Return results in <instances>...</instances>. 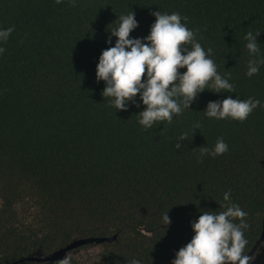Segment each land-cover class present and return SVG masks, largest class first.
Segmentation results:
<instances>
[{"label": "trees", "instance_id": "trees-1", "mask_svg": "<svg viewBox=\"0 0 264 264\" xmlns=\"http://www.w3.org/2000/svg\"><path fill=\"white\" fill-rule=\"evenodd\" d=\"M158 10L187 17L182 23L213 50L234 92L205 89L191 110L144 129L137 123L144 106L116 111L95 72L118 16L133 11L138 27L130 36L144 37ZM9 26L14 31L0 43V264L64 257L69 264H171L191 239L190 221L229 202L247 213L244 254L251 250L264 224V107L242 122L203 110L229 95L264 105V64L246 76L244 47V34L260 31L264 57V0H0V28ZM181 133L187 137L176 149ZM218 137L228 151L198 162L193 149L211 148ZM113 235L61 259L20 260ZM249 264H264V240Z\"/></svg>", "mask_w": 264, "mask_h": 264}, {"label": "clouds", "instance_id": "clouds-1", "mask_svg": "<svg viewBox=\"0 0 264 264\" xmlns=\"http://www.w3.org/2000/svg\"><path fill=\"white\" fill-rule=\"evenodd\" d=\"M69 2L74 4L75 0ZM151 15L155 20L144 37L130 36L138 27L133 11L117 17L118 23L108 30L110 34L106 38V43L111 46L101 51L95 72L96 80L105 84L101 95L116 111L126 110L129 102L137 108L144 106L137 113V123L144 129L161 122L171 123L184 109L191 110L190 105L205 89L213 93L234 92L230 74L222 76L217 71L211 58L213 50L204 49L196 39V32L182 23L187 17L160 10ZM13 31L12 26L0 28V43L6 42ZM259 34L260 31L244 34V47L250 57L245 72L248 77L257 74L260 65L264 64L257 41ZM112 37L116 38L114 43ZM189 44L190 48L187 47ZM3 52L4 48L0 47V54ZM258 106L264 107L252 97L240 99L229 95L208 101L203 113L210 119L229 118L242 122ZM193 127L199 129V122ZM186 137L187 133H181L174 147L180 149V142ZM196 149H199L196 159L200 162L206 156L222 155L228 151V145L218 137L211 148L201 146L193 151ZM222 198L229 202L230 191H225ZM219 207L223 210L201 211L190 221L191 239L175 252L171 264H249L251 257L244 254L248 243L244 236L249 227L244 219L247 213L230 202ZM167 213L162 214L164 226L171 223ZM61 264H69V258L64 257ZM127 264H140V261L132 258Z\"/></svg>", "mask_w": 264, "mask_h": 264}, {"label": "water", "instance_id": "water-1", "mask_svg": "<svg viewBox=\"0 0 264 264\" xmlns=\"http://www.w3.org/2000/svg\"><path fill=\"white\" fill-rule=\"evenodd\" d=\"M116 238V235L113 236H93V237H85V238H80L72 241L65 247H61L51 253H48L46 255L38 256V255H30L25 258H21L20 260H35V261H45V260H57L63 258V256L66 254V252L73 247H76L80 244L83 243H91V242H101V241H110ZM264 240V224H263V231L261 233L260 238L256 241L255 245L251 248V250L247 253L250 257L254 254L256 251L257 247L259 246L260 242Z\"/></svg>", "mask_w": 264, "mask_h": 264}]
</instances>
